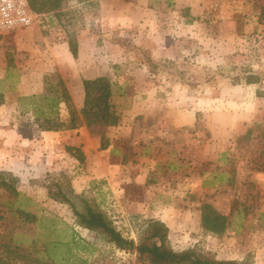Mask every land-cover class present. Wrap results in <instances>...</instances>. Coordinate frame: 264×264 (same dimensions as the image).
<instances>
[{
    "label": "rangeland",
    "instance_id": "obj_1",
    "mask_svg": "<svg viewBox=\"0 0 264 264\" xmlns=\"http://www.w3.org/2000/svg\"><path fill=\"white\" fill-rule=\"evenodd\" d=\"M108 5L122 16L107 17ZM126 6L137 13L128 14ZM71 39L90 43L83 60L40 61L42 44ZM249 72L260 82L247 85ZM94 76L111 84L110 126L46 131L43 119L20 109H27L21 97L66 89L79 111L82 83ZM60 108L57 121L64 122L67 110ZM81 135L91 139V173L85 156L72 164L65 155V144ZM111 143V153L102 149ZM106 162L119 167L110 181L121 190L112 192L102 178ZM2 171L17 177L29 200L25 209L36 217L24 225L10 214L0 222V245L13 229L11 238L22 242L19 254L28 258L12 264H73L66 249L53 262L46 248L65 240L69 229L81 250L76 254L88 264H141L135 251L78 226L67 204L39 189L67 181L135 245L159 221L175 252L193 248L215 260L264 264V0H64L34 27L0 34ZM124 197L139 210L127 213L122 205L116 211ZM10 200L0 192V214H7ZM203 204L227 216L222 234L201 228Z\"/></svg>",
    "mask_w": 264,
    "mask_h": 264
},
{
    "label": "trees",
    "instance_id": "obj_2",
    "mask_svg": "<svg viewBox=\"0 0 264 264\" xmlns=\"http://www.w3.org/2000/svg\"><path fill=\"white\" fill-rule=\"evenodd\" d=\"M64 0H28L32 11L38 15H44L49 12H56L60 9ZM90 1V0H76ZM17 29L9 32L19 31ZM69 51L74 58L77 57V46L75 39L68 42ZM244 81L247 85L257 84L261 80V76L253 72L244 75ZM83 103L79 111H77L71 103V98L66 89H59L58 95H32L29 97H21L19 103H25L27 109H21L23 113H33L36 122L44 120L47 127L43 128L46 131L59 130H77L82 125L87 128L93 126H110L113 121V108L111 105V97L113 94L111 84L103 77H98L92 80H84L83 83ZM67 110V118L64 122H58L59 110L61 106ZM22 106V105H21ZM115 119V118H114ZM58 123V124H57ZM43 125L40 123L39 128ZM91 130V129H90ZM106 146H102L104 149ZM65 150L77 161L83 163L85 158L78 148L65 147ZM18 179L9 172H0V192H4L11 200L6 206L7 214H0V222L8 221V215H18V221L21 224H33L36 221L35 215L28 212L25 207L29 202L23 198L18 191ZM48 197L61 204H67L74 216L76 217L77 225L84 228L88 232H95L102 239L112 244L121 251H135L137 260L141 264H246L234 260H215L198 252L197 250L185 249L180 252L173 251L167 244L168 229L159 221H152L148 225V229L143 233L138 245L133 241L124 238L119 231L115 229L112 221L100 211L99 208L91 206L82 194L76 193L70 182L66 184L52 183L46 184ZM12 199L14 201H12ZM24 200V202H22ZM76 202L80 203V209L77 208ZM8 208V209H7ZM3 211L5 209L2 208ZM200 225L201 228L208 233L215 235L222 234L228 226V218L218 213L209 204H203L200 208ZM14 228V227H13ZM10 231L9 239L2 237V248L0 252L5 254V257H0V264H12L14 258L28 259L24 255H20L21 241L11 238ZM67 238L57 242L49 243L47 251L49 257L56 262L58 250L61 248L66 259H72V263L88 264L85 259L79 258L78 241L72 229H69ZM26 264V261H25Z\"/></svg>",
    "mask_w": 264,
    "mask_h": 264
},
{
    "label": "crops",
    "instance_id": "obj_3",
    "mask_svg": "<svg viewBox=\"0 0 264 264\" xmlns=\"http://www.w3.org/2000/svg\"><path fill=\"white\" fill-rule=\"evenodd\" d=\"M90 1H95V0H90ZM90 1H87V2H90ZM110 5V4H109ZM109 5H108V7H106V8H104V13H105V15L107 16V17H109V16H111V17H116V16H119V15H121V13H123L122 11H119V12H121V13H118V12H116V11H113L112 9H111V7H109ZM129 5V4H128ZM127 5V6H128ZM125 7L126 9H127V13L128 14H131V13H133V12H136L137 13V11H134L133 9H132V7ZM125 12V11H124ZM122 16V15H121ZM89 43V42H88ZM85 44H87V43H85V42H83V41H81L80 39L79 40H77V42H76V46H77V57H78V59L79 60H83L84 59V57L86 56V54L87 53H85ZM35 45V44H34ZM87 45H90V43L89 44H87ZM41 48L43 49V50H45V54H41L40 55V61L41 62H49V64L50 63H55V62H58L59 60H62V59H65L66 61H70V60H73L74 59V57H73V55L71 54V52L69 51V45H68V43L67 42H64V41H57V42H55V43H49V44H46V47H44V45L42 44L41 45ZM95 59V58H94ZM92 62V59L90 58V63ZM100 77V76H99ZM93 78H97V76H94ZM49 133H54V132H42V136H44V134L46 135V134H49ZM38 134V133H37ZM19 136V135H18ZM58 136V135H57ZM82 137H85V136H79V137H77V139H78V141H72L71 140V142L70 143H68V144H65V145H68V146H71V147H75V148H79V149H81V151L83 152V154H84V156L86 157V160H87V162H88V167H87V169H89V172L91 173V171L90 170H94V167H95V164H93L94 162H92V160H93V156H92V151H91V146H90V144H91V142H90V138L88 139L87 137H85L84 139H82ZM48 138H51V136H49ZM75 138V137H74ZM116 139V138H115ZM39 141L40 140H36L35 142L36 143H39ZM111 142H114L115 143V141L112 139L111 140ZM114 143H111V145H109V146H106L105 148H104V150L105 151H107V152H110L114 147H113V145H114ZM96 146V145H95ZM64 153H65V150H64ZM96 153H98V151L96 150ZM111 153V152H110ZM113 153H115L114 152V150L112 151V154ZM109 154V153H108ZM65 155L67 156V158L72 162V164H78L77 163V161L74 159V158H72L69 154H66L65 153ZM109 155H111V154H109ZM62 157H64V155H61ZM66 158V157H65ZM109 161V160H108ZM72 168H75V165H73L72 166ZM117 169H119V167L118 166H112V164L110 165L109 164V162H106V164H105V166H104V171H99L100 172V174L102 175V178L105 176V178L107 179V181H108V183H107V185H109V188H110V190L112 191V192H115L116 190H121V186H117V188H114L113 186H111V184H112V181H110V177L112 178V179H114L113 177H114V173L116 172V170ZM96 176H97V174H96ZM23 185V184H22ZM26 185L28 186V188H31V189H33L35 186H32V185H30L29 183H26ZM39 189H41V191L43 190V192L45 193V195L48 197V194H47V190H46V188L45 187H43L42 186V188H39ZM22 190V189H21ZM79 191H83V189H81V190H79ZM76 193H78V192H76ZM78 194H82V192H79ZM132 200H130V199H125V197H124V202H118V204H116V207H114V209L117 211V209H118V206L119 207H121L122 205H124L123 207H121V208H123V210L125 209L126 210V212L127 213H129V212H133L134 210H139V209H137V207L135 206V205H138L139 206V204H135V202H131ZM115 206V205H114ZM108 207H109V205H108ZM132 214V213H131ZM130 215V214H129ZM137 219H138V217H137ZM115 220H118L119 221V219H118V217H116V219ZM113 221V220H112ZM138 221V220H137ZM120 222V221H119ZM164 222V221H163ZM118 222H116V221H113V224H117ZM198 223H200V220L198 219ZM198 226H199V224H198Z\"/></svg>",
    "mask_w": 264,
    "mask_h": 264
},
{
    "label": "built area",
    "instance_id": "obj_4",
    "mask_svg": "<svg viewBox=\"0 0 264 264\" xmlns=\"http://www.w3.org/2000/svg\"><path fill=\"white\" fill-rule=\"evenodd\" d=\"M42 17L31 10L28 0H0V34L34 27Z\"/></svg>",
    "mask_w": 264,
    "mask_h": 264
}]
</instances>
